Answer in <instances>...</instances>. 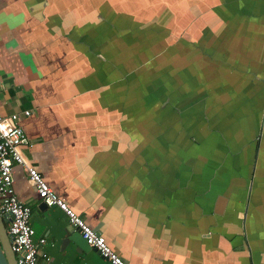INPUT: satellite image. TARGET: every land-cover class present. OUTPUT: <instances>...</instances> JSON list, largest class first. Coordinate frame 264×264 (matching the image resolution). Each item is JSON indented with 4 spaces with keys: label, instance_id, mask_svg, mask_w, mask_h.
Masks as SVG:
<instances>
[{
    "label": "crops",
    "instance_id": "obj_1",
    "mask_svg": "<svg viewBox=\"0 0 264 264\" xmlns=\"http://www.w3.org/2000/svg\"><path fill=\"white\" fill-rule=\"evenodd\" d=\"M12 113L30 163L128 264H264V0H0ZM13 188L49 264H109L64 242L20 165Z\"/></svg>",
    "mask_w": 264,
    "mask_h": 264
},
{
    "label": "built area",
    "instance_id": "obj_2",
    "mask_svg": "<svg viewBox=\"0 0 264 264\" xmlns=\"http://www.w3.org/2000/svg\"><path fill=\"white\" fill-rule=\"evenodd\" d=\"M25 116L29 110L23 111ZM20 114L0 115V213H8L6 231L11 236V249L17 264H49L51 258L39 245L44 238L34 239L35 231L30 223L31 209L15 194L13 169L24 168L28 180L35 187L38 197L46 206H57L68 218L69 225L78 231L86 243L96 250L109 264H128L108 244L106 238L87 224L43 179L39 171L25 156V132L19 123Z\"/></svg>",
    "mask_w": 264,
    "mask_h": 264
},
{
    "label": "water",
    "instance_id": "obj_3",
    "mask_svg": "<svg viewBox=\"0 0 264 264\" xmlns=\"http://www.w3.org/2000/svg\"><path fill=\"white\" fill-rule=\"evenodd\" d=\"M26 142V140H24ZM9 221L8 213H0V264H17L15 254L11 249V236L6 231V224ZM97 231V230H96ZM72 241L79 249L91 248L82 238L78 231L73 232L65 238L64 242Z\"/></svg>",
    "mask_w": 264,
    "mask_h": 264
}]
</instances>
